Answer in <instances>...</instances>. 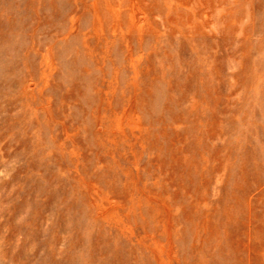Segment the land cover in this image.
Segmentation results:
<instances>
[{
    "label": "rangeland",
    "instance_id": "374dc122",
    "mask_svg": "<svg viewBox=\"0 0 264 264\" xmlns=\"http://www.w3.org/2000/svg\"><path fill=\"white\" fill-rule=\"evenodd\" d=\"M0 264H264V0H0Z\"/></svg>",
    "mask_w": 264,
    "mask_h": 264
}]
</instances>
